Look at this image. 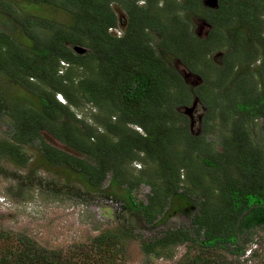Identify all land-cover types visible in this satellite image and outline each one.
<instances>
[{"label":"trees","instance_id":"1","mask_svg":"<svg viewBox=\"0 0 264 264\" xmlns=\"http://www.w3.org/2000/svg\"><path fill=\"white\" fill-rule=\"evenodd\" d=\"M199 19L209 25L205 36L195 31ZM1 24L0 76L15 89L0 81V122L10 123L0 138L1 173L20 186L30 180L32 169L10 173L2 159L26 166L32 147L36 167L48 174L46 191L68 198L108 193L147 223L194 194L201 199L192 229H168L142 249L157 256L158 248L197 246L180 264H231L213 257L219 248L246 255L251 229L264 228V147L249 127L264 121V0H219L216 9L203 0H0ZM76 45L87 51L77 53ZM186 71L201 82L191 85ZM195 100L205 109L201 135L182 109ZM87 104L96 109L93 122L76 113ZM216 128L219 150L205 137ZM138 162L144 167L134 176ZM192 168L204 169L210 183ZM142 183L151 187L147 201L134 194ZM5 237L14 236L0 232V241ZM17 237V245L1 248L0 264H122L133 234L108 229L69 252ZM259 248L264 242L244 261Z\"/></svg>","mask_w":264,"mask_h":264},{"label":"rangeland","instance_id":"2","mask_svg":"<svg viewBox=\"0 0 264 264\" xmlns=\"http://www.w3.org/2000/svg\"><path fill=\"white\" fill-rule=\"evenodd\" d=\"M116 10L120 20L122 17L126 18L125 13L118 6ZM46 14L49 15V12ZM54 15L60 20H66L62 13ZM0 27H3V25L1 24ZM122 27L123 25L117 30V33L122 32ZM208 29L209 25L206 21L203 19L196 21L195 31L199 36H205ZM221 56V52H216L214 59L218 61ZM195 79V75L191 77L189 81L191 85H196ZM2 80L5 81L4 84L11 91L15 90L13 87H9L3 76H0V81ZM182 109L185 110L184 107ZM94 110L96 109L87 104L81 109H76V113L79 117L93 122L89 115ZM204 112L205 109L202 103L198 102L193 112L196 115L195 118L197 119L199 116L201 118ZM9 124L8 120L0 122V138L8 137ZM193 125V128L191 126L192 133L201 135L203 130L200 122L195 121ZM249 127L254 143L264 147V121L256 119ZM138 129L140 128L138 127ZM219 129L221 130V128H216L215 132L205 136L209 142H213L217 150L221 149V131ZM45 136L50 143L65 148L64 144L53 137ZM27 150L31 159L26 166H16L9 159H2L3 165L10 173H21L25 176L32 169L35 174L30 180L23 181L24 183L20 186L15 177H7L6 173L0 172V232L6 233V236H14L13 238H3L0 241V250L7 244L17 245V236L24 234L37 244L69 252L75 245L88 244L93 236L105 230L126 227L131 231L133 237L125 243L120 257L122 264H180L188 252L191 251V255H193L198 251L197 246H189L185 242L171 245L166 251L158 248L162 254L156 256L146 253L142 249V243L163 235L168 229H192V218L198 209L197 206L201 197L198 198L194 194L188 195L185 204L183 202L178 203L176 207L170 204L167 208L168 213L161 215L153 223H147L136 211L128 207L123 200L108 193L68 198L66 196H55L51 192L46 191L47 186L46 182H44V177L48 174L41 167H36L38 164L37 157L39 156L37 149L27 147ZM196 157H199V154ZM143 167L144 164L140 162L131 166L134 176H138L140 174L139 170H142ZM186 172L187 170L182 171V177H186ZM203 172H205L204 169L195 172V169L192 168V176L194 177L196 175L202 177ZM205 176L207 178L206 181L210 183L207 172H205ZM108 184L109 178L106 180L105 186ZM183 186L190 187V183L186 181ZM150 192V185L142 183L134 191V194L138 201H147ZM250 234L252 237L254 236V241L249 244L245 256L239 258L224 248L216 249L211 254L215 259H222L223 261V256L225 255V258L231 260V264H264V251L262 248H259L257 257L251 259V261H244L249 254L250 248L259 247L261 242H264V228L262 226L252 228Z\"/></svg>","mask_w":264,"mask_h":264},{"label":"water","instance_id":"3","mask_svg":"<svg viewBox=\"0 0 264 264\" xmlns=\"http://www.w3.org/2000/svg\"><path fill=\"white\" fill-rule=\"evenodd\" d=\"M203 3L206 7H209L212 9H216L219 7V0H203ZM121 21H122V24H125L126 23L125 17H122ZM207 33H206V35H207ZM74 50L79 54H84L87 51V48L84 46L76 45L74 47ZM184 76H185L186 80H188V81H189V78L192 77L191 73L187 72V71L184 73ZM201 80H202V78L200 76H196L195 84L196 85L199 84L201 82ZM197 105H198V100H195L193 102L192 106L184 107L185 110H183L187 115L190 116V118L192 120V124L194 123L193 112L195 111Z\"/></svg>","mask_w":264,"mask_h":264},{"label":"built area","instance_id":"4","mask_svg":"<svg viewBox=\"0 0 264 264\" xmlns=\"http://www.w3.org/2000/svg\"><path fill=\"white\" fill-rule=\"evenodd\" d=\"M57 97H58L59 100L64 101V98H63L62 94H57Z\"/></svg>","mask_w":264,"mask_h":264},{"label":"flooded vegetation","instance_id":"5","mask_svg":"<svg viewBox=\"0 0 264 264\" xmlns=\"http://www.w3.org/2000/svg\"><path fill=\"white\" fill-rule=\"evenodd\" d=\"M195 116H196V115L194 114V122H195V121L200 122V120H201V118H199L200 116L198 117L199 119H198V118L196 119ZM191 126H192V128H193L194 125L192 124Z\"/></svg>","mask_w":264,"mask_h":264},{"label":"clouds","instance_id":"6","mask_svg":"<svg viewBox=\"0 0 264 264\" xmlns=\"http://www.w3.org/2000/svg\"><path fill=\"white\" fill-rule=\"evenodd\" d=\"M118 34H120V33H118Z\"/></svg>","mask_w":264,"mask_h":264}]
</instances>
